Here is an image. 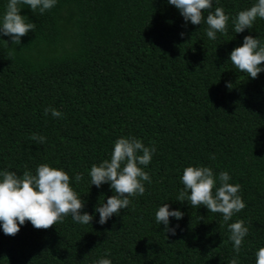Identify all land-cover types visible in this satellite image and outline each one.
<instances>
[{
  "label": "trees",
  "instance_id": "obj_1",
  "mask_svg": "<svg viewBox=\"0 0 264 264\" xmlns=\"http://www.w3.org/2000/svg\"><path fill=\"white\" fill-rule=\"evenodd\" d=\"M254 2L213 0L200 25L186 26L166 0H57L43 14L20 9L35 27L18 45L0 36V169L34 174L46 163L64 170L93 219L81 225L65 216L47 229L26 220L14 235L0 231V264H95L105 256L111 264H255L264 246V71L250 78L228 61L245 35L264 43V20L232 30V17ZM218 6L229 16L227 30L209 40L203 17ZM45 107L61 116L44 115ZM121 136L155 146L144 168L151 183L101 225L95 207L114 193L107 183L89 185L88 170L110 158ZM189 165L228 172L245 207L224 222L202 205L176 201ZM163 203L183 213L169 217L175 235L155 223ZM237 219L248 228L239 253L227 229Z\"/></svg>",
  "mask_w": 264,
  "mask_h": 264
},
{
  "label": "clouds",
  "instance_id": "obj_2",
  "mask_svg": "<svg viewBox=\"0 0 264 264\" xmlns=\"http://www.w3.org/2000/svg\"><path fill=\"white\" fill-rule=\"evenodd\" d=\"M57 0H6L0 12V36H6L13 45L20 43V37L35 25L27 21L26 16L20 15V9L27 6L31 12L43 14L55 6ZM178 10L185 22L200 25L202 10L212 8L213 0H166ZM257 18L264 20V0H255L248 8L238 11L231 19L233 33H240L250 29ZM206 28L204 35L209 40H215L217 33L223 34L229 16L222 7H215L203 17ZM182 38L183 32L178 33ZM5 44L6 42L2 39ZM228 61L247 77L255 78L264 71V43L256 37L245 35L242 43L234 47L228 54ZM44 115L60 117L61 113L50 107L43 109ZM34 141L43 144L45 137L33 134ZM155 146H145L140 139L133 136L115 139L110 152V158L102 160L98 165L92 164L88 170L89 185L99 188L107 183L114 193L104 202L95 207L98 213V224H104L110 217L125 209L129 204V197L143 195L144 182L151 183V179L144 168L149 164ZM210 159L215 155L211 154ZM81 173H74L72 180L79 183ZM230 176L226 171L214 175L208 166H186L179 176L182 189L178 192L176 201H186L192 207L204 206L208 212L220 213L222 220L228 222L234 213L245 207L239 193V184L228 183ZM214 189V190H213ZM83 202L80 196L69 184V175L62 169L50 167L46 163L36 166L34 174L24 171L17 175L14 171L0 169V231L6 235H14L19 226L27 220L32 227L47 229L65 216H70L74 223L88 225L93 219L87 212H82ZM183 213L178 209H170L167 203L159 205L154 212L157 225H163L164 231L175 235L176 227H169V217L179 220ZM228 241L232 249L239 253L243 238L248 233L242 220L227 223ZM95 264H111L106 256L95 261ZM229 264H237L233 258ZM255 264H264V246L255 252Z\"/></svg>",
  "mask_w": 264,
  "mask_h": 264
}]
</instances>
